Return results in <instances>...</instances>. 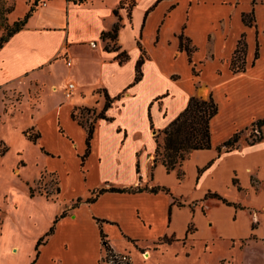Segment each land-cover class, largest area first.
I'll use <instances>...</instances> for the list:
<instances>
[{
  "label": "crops",
  "instance_id": "obj_1",
  "mask_svg": "<svg viewBox=\"0 0 264 264\" xmlns=\"http://www.w3.org/2000/svg\"><path fill=\"white\" fill-rule=\"evenodd\" d=\"M27 2L24 14L34 0ZM115 25V38L103 39ZM239 42L244 69L235 71ZM70 82L74 88L66 97ZM22 87L35 97L25 113L26 128L34 127L37 136L26 139L36 146L39 171L57 180L53 199L28 198L52 212L29 216L38 228L26 264L37 239L63 211L33 264H100L102 236L111 251L128 253L131 264L134 252L144 259L138 249L157 264L147 246L163 239L245 241L231 264H264V128L259 141L239 139L234 148L217 150L233 133L264 120V1L39 0L0 47V93ZM193 95H211L217 103L211 147L192 150L178 178L176 168L153 162V136ZM86 109L103 110L91 123L88 148L87 129L76 120ZM7 117L2 114L1 121ZM157 186L167 191L150 190ZM110 187L134 190L96 194ZM209 192L230 204L207 197ZM7 204L16 208L10 199ZM185 261L187 256L167 264Z\"/></svg>",
  "mask_w": 264,
  "mask_h": 264
},
{
  "label": "rangeland",
  "instance_id": "obj_2",
  "mask_svg": "<svg viewBox=\"0 0 264 264\" xmlns=\"http://www.w3.org/2000/svg\"><path fill=\"white\" fill-rule=\"evenodd\" d=\"M27 1L2 0L4 7H11L13 10L9 13L0 12L1 33L6 32L5 28L13 22V18L15 21L17 17V19L22 17L28 5ZM256 1L262 2L264 0ZM30 90V87H27L26 90L23 87L19 90L5 88L0 93V152L8 148L3 155H0V264H26L27 257L32 256L31 237L38 228V224H35L29 216L35 210L43 211L42 214L45 216L52 212L51 207L45 208L35 200L32 202L28 200L29 188L32 189L33 196L40 194L52 199L54 196H50V194H55L57 188L55 176L39 171L41 163L36 153V146L27 140L23 134L26 129L31 136L36 134L34 127L26 128L29 118L25 111L35 100L33 92ZM2 114L8 117L1 121ZM76 120L83 126L90 123L89 119H87L88 122H85L86 117L79 120L76 116ZM262 128L264 125L259 131L255 126L249 127L242 132L240 139L250 142L262 133ZM7 199L15 202L16 208L14 210L8 208ZM244 244L245 241L235 242L232 240L191 243L163 239L156 241L154 245L147 246V249L150 252L152 250V259L157 264H167L177 258L183 259L185 256H187V261L184 264H231L234 250L237 247L242 250ZM12 246L17 249L14 253L10 252ZM138 252L142 256L148 251L138 249ZM102 257L100 264H104ZM142 257L144 259H140L139 254L134 252L133 264L152 263L151 258Z\"/></svg>",
  "mask_w": 264,
  "mask_h": 264
},
{
  "label": "trees",
  "instance_id": "obj_3",
  "mask_svg": "<svg viewBox=\"0 0 264 264\" xmlns=\"http://www.w3.org/2000/svg\"><path fill=\"white\" fill-rule=\"evenodd\" d=\"M39 0H34L33 4L29 7L27 12L19 19L13 21L7 28H5L6 32L0 34V47L3 45L7 39L19 31L26 23L27 19L31 16L34 6L37 5ZM0 12L9 13L13 9L11 7H4L2 0H0ZM118 26L115 25L111 29L110 32L103 33L102 38L108 37L110 39H114L117 34ZM180 47L184 48L186 51H190V49L185 46L182 41H180ZM243 53H244V43L239 42V48L235 53V57L231 63V68L235 71L243 70L244 69V60H243ZM257 56V54H256ZM118 58L120 61H123L127 58L125 52H121L118 54ZM144 60V53L139 57L135 65V81L139 80L141 76L140 66ZM109 105V99L105 95V105L106 108ZM103 108V109H104ZM103 110L97 114L98 117H102ZM217 113V103L214 101L213 97L210 95L207 98H201L198 96H191L188 99V103L186 107L183 109L182 112L178 114L164 129L158 131L154 134V140L156 143L155 150H154V159L153 162L156 161L161 162L166 170L177 169V177L180 178L182 176V172L179 169L182 161L187 157V155L192 150L197 149H208L211 147V132H210V120L211 118ZM74 116V115H73ZM88 122V121H86ZM91 123H87L85 126L87 129V137H86V145L87 148L89 147V140L92 133ZM82 124V123H80ZM83 125V124H82ZM151 128H152V124ZM264 125L263 119H258L251 124V127H257V131ZM248 128H245V130ZM244 130H239L232 134L228 139H226L221 145L217 147L218 152L221 151L222 148L225 150H230L237 145L238 140L240 139V135ZM23 134L26 136L27 139L30 141H35L37 134L31 136L28 134V130H24ZM262 138V133L258 134L255 139L250 142L249 144L259 141ZM8 148H5L0 152V155H3ZM88 150V149H87ZM87 150L85 154L82 156V159L87 154ZM154 165V164H153ZM152 165V167H153ZM136 170L138 172V164L136 166ZM134 189H120V188H100L96 191V194L103 193L105 191H116V192H123V191H133ZM137 190H141L138 188ZM151 191H167L165 187H153L150 189ZM29 196H33L32 189L29 188ZM207 197L210 198H217L222 200L226 204H230L226 202L221 197H219L216 193H207ZM93 200L92 198L87 199V202ZM65 213L64 211L55 217L53 220V224L49 227V229L37 239L34 249H35V256L34 259L31 261L30 264H33L35 258L38 255V246L45 242L46 238L53 232L54 224L56 223L57 219L63 216ZM102 245L105 250L111 251L107 242L104 240L102 236Z\"/></svg>",
  "mask_w": 264,
  "mask_h": 264
},
{
  "label": "built area",
  "instance_id": "obj_4",
  "mask_svg": "<svg viewBox=\"0 0 264 264\" xmlns=\"http://www.w3.org/2000/svg\"><path fill=\"white\" fill-rule=\"evenodd\" d=\"M91 47H95L96 43L95 41H91L89 43ZM67 66H71V61H66ZM74 88V83L70 82L67 84V88L65 91V96L69 97L71 95V91ZM78 116V119H82L83 117H86V119H89V122H92L94 119L97 118L98 112H96L93 109H86V110H80L76 113ZM142 256H144L142 254ZM102 261L104 264H131V259L127 253H119V252H113L104 250V256L102 257Z\"/></svg>",
  "mask_w": 264,
  "mask_h": 264
}]
</instances>
